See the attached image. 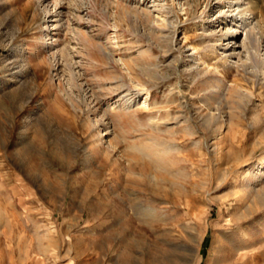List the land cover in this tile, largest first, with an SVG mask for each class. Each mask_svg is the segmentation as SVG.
<instances>
[{"label": "rangeland", "instance_id": "obj_1", "mask_svg": "<svg viewBox=\"0 0 264 264\" xmlns=\"http://www.w3.org/2000/svg\"><path fill=\"white\" fill-rule=\"evenodd\" d=\"M0 264H264V0H0Z\"/></svg>", "mask_w": 264, "mask_h": 264}, {"label": "bare ground", "instance_id": "obj_2", "mask_svg": "<svg viewBox=\"0 0 264 264\" xmlns=\"http://www.w3.org/2000/svg\"><path fill=\"white\" fill-rule=\"evenodd\" d=\"M231 9H233V10L231 11ZM233 11L236 13L233 14L232 13ZM224 12L225 11H221L220 13L225 14ZM228 13H230V15L227 18H225L224 20L229 19V21H230L229 24L231 25V27H230V29L227 27L228 29H226V33H225L224 37L227 39L233 38L236 35V33H238V31H237L238 29H237L236 25H241L245 36L248 39L252 40V38L254 37L253 36V30L244 21V17L247 14V8H245L242 4L237 2L234 6L229 7ZM224 61L226 62V59H224Z\"/></svg>", "mask_w": 264, "mask_h": 264}]
</instances>
